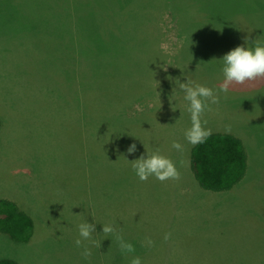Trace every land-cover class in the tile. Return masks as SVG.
Instances as JSON below:
<instances>
[{
  "label": "rangeland",
  "instance_id": "1",
  "mask_svg": "<svg viewBox=\"0 0 264 264\" xmlns=\"http://www.w3.org/2000/svg\"><path fill=\"white\" fill-rule=\"evenodd\" d=\"M108 1L0 0V198L35 221L29 243L0 233V260L264 264V80L219 93L202 117L211 133L246 146L247 176L228 192L195 178L179 87L192 81L217 92L227 53L264 46V0ZM232 3L233 16L247 20L230 21ZM202 6H214L215 20L229 15V27L204 26ZM157 151L179 181L136 176L131 163ZM81 223L95 232L77 247ZM106 224L135 252L123 254ZM146 238L154 246H142Z\"/></svg>",
  "mask_w": 264,
  "mask_h": 264
},
{
  "label": "clouds",
  "instance_id": "2",
  "mask_svg": "<svg viewBox=\"0 0 264 264\" xmlns=\"http://www.w3.org/2000/svg\"><path fill=\"white\" fill-rule=\"evenodd\" d=\"M222 61L224 64L222 69L224 79L217 92L200 84L193 85L192 81L179 84L180 89L185 93L184 100L188 102L187 111L190 113L191 119V127L185 130L184 136L186 141L192 146L204 143L212 134L211 129L204 127L208 121L202 120V117L206 111H212L210 105L219 104V93L226 95L230 88L234 86H246L252 82L264 80V46L257 45L252 49L238 46L227 53ZM226 131L230 132L231 127L227 126ZM171 147L178 152L184 151L183 145L177 141H173ZM127 151L129 154H134L137 151L136 144H131ZM180 163L181 166L184 165V161ZM131 165L136 176L142 182H146L150 177H154L161 183L168 180L179 181L181 179V174L177 170L175 163L158 151L154 153L147 152L146 158L142 155ZM78 232L79 238L75 240V245L81 247L83 241L91 240L92 233L95 232V225L81 223L78 226ZM103 233L104 235H116L120 251L123 254L135 252V247L131 243L126 242L122 235L116 233V229L112 225H103ZM170 238L171 233L165 234V241ZM142 246L151 247L154 246V242L150 238H146ZM81 255L87 259L92 253L89 248L85 247ZM130 264H142L140 257H133Z\"/></svg>",
  "mask_w": 264,
  "mask_h": 264
},
{
  "label": "trees",
  "instance_id": "3",
  "mask_svg": "<svg viewBox=\"0 0 264 264\" xmlns=\"http://www.w3.org/2000/svg\"><path fill=\"white\" fill-rule=\"evenodd\" d=\"M109 3L113 4V1L109 0ZM118 3L116 6L114 5V8H119L120 3ZM201 11L205 16V19L202 20L204 26L215 27L219 23L220 27H229L228 23H225L229 15H231L230 21H232V17H235L236 20H247L246 16H241V18L238 14L233 16L235 11H240L234 4L228 16H221L216 20L211 17L212 11H215L214 6L208 8L202 6ZM118 15L120 14L118 13ZM106 39L108 40L109 37L105 36L104 41ZM3 121V116L0 114V134L4 126ZM191 168L195 178L205 190L231 191L247 176L249 159L246 146L240 138L233 134L212 133L204 143L192 148ZM34 232L33 217L25 212L17 202L0 198V233L9 235L16 242L29 243L34 237ZM0 264L20 263L12 259H1Z\"/></svg>",
  "mask_w": 264,
  "mask_h": 264
}]
</instances>
